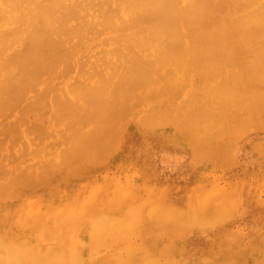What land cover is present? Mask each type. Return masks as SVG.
Masks as SVG:
<instances>
[{
    "label": "bare ground",
    "instance_id": "bare-ground-1",
    "mask_svg": "<svg viewBox=\"0 0 264 264\" xmlns=\"http://www.w3.org/2000/svg\"><path fill=\"white\" fill-rule=\"evenodd\" d=\"M214 1L0 0V264H164L163 261L168 264L169 260L172 261L171 259L175 258L174 256L177 254H172L173 250H171L172 252L169 251V243L173 242V240L171 239L170 242L168 236L165 238L169 240V243L168 245L165 243V245L166 247L168 246L167 250L170 252L167 254L169 256L172 254V256L166 257L169 259H166V261L160 257H158L159 259L156 258L158 259L157 261L150 254L137 252L141 249L137 243L138 240L135 243L139 248L137 246L136 248L133 247L135 250L131 247L132 245H114L112 250H106V247L113 244L121 235H123V238H129L130 231H133L132 228L136 224L134 222L139 221L140 208L131 207V199L127 195L125 196L121 189H118L117 193L123 202V209L121 214L113 213L115 215L110 214L111 212L103 204V200H98L99 191L97 192V197V194L95 195L93 192L82 197L74 195L75 197L70 201L68 200L60 205L58 203L61 202L62 198L58 202H52L46 196L47 202H42L39 198H33V196L26 197V192H28L26 189L31 186V189L34 188L42 180L46 181L44 183L41 182L42 184H49L48 178H54L58 169L61 173L60 168L63 165L65 168L67 167L66 170L64 167L62 168L66 174H68V171L69 173L73 172V170L76 172L78 168L79 171L87 169L93 160L100 165V161L97 160L98 157L95 158V149L98 154L102 153L101 150L105 147V142L111 135L114 141L108 140L110 142L107 143L105 149L110 147L109 143L113 144L111 148H114V143L118 142V140L120 141L118 134L125 131L123 126L122 131H119L121 127H116L118 130L113 132L115 129L114 124L121 117L123 118L128 111L141 104L151 106V109L147 107L150 110V114L146 108L145 110L149 115L147 113L143 114L147 116L146 123L147 121L150 122L149 126L151 123L153 125L155 122L160 121L159 124H162L161 122L165 120L168 121L175 118V124L172 122L174 119L169 122H172L173 125L177 123L179 127L178 134L180 136L182 133L184 134L185 138H187L186 140L183 139L184 142H189L193 152L198 154L194 153L197 158L202 157V159L205 156L203 152L210 149L206 150L205 148L207 147L205 146L210 144V141L214 140V138L216 139L215 136L223 137L225 132H230L234 127L236 131V126L234 125L241 123V120L244 119L243 117L247 119L248 114L251 113L250 115H252V113H255L257 109L252 107L251 101L254 96L259 95L262 98L264 96V67L262 68V64L260 65L262 60H258L262 53L253 52L258 54V56L255 55L257 60L253 61H251L252 59L243 61L239 55L245 51H247L246 53L249 52V48L245 45L246 42L254 38V35L264 40V0H221L223 3ZM225 36L226 38L228 36V38L224 39ZM232 39L233 41L235 40V43L232 41L233 44H230ZM183 43L189 45L185 46ZM257 43L261 44L260 42ZM262 44L264 47V43ZM256 49L258 48L256 47ZM253 53L251 52L250 54ZM259 58L261 59V57ZM182 63L183 66L181 67ZM160 70L164 71L165 74L161 75L159 73L161 72ZM195 76L198 78L196 77L195 79ZM165 94H169V96L163 100ZM177 96L179 99L176 98ZM226 112H228L227 115ZM32 116L37 119V122H35L37 125L35 123L31 124L33 123V121L30 122ZM127 116L125 115V118ZM123 119H120L122 123L125 122ZM122 123L119 125L121 126ZM159 124L157 123V125ZM162 126L164 125L162 124ZM239 128L243 131L242 126L239 125ZM219 134L222 135L220 136ZM231 134L234 136L235 133L232 131ZM236 134L234 137H238ZM227 135L225 138H227ZM55 137H58L57 141H55ZM51 138L55 139L52 140ZM48 139H51V142ZM226 140H228L229 144H234L228 138ZM223 141L222 143H224ZM49 142L53 143V146ZM54 143L58 148L61 145L60 151L57 147L55 148ZM102 143L103 145H101ZM229 144L225 142L224 146H222L223 149L219 145L210 144L213 147H211L212 151L208 150L209 154L214 151H216V154L211 153V157L217 155V153L219 154V150H214L217 147H220V152L228 151L227 153L233 154V151H230L233 146L230 147ZM48 146L49 148L52 147L50 151H55L51 153L48 149L45 150ZM99 146H102L100 150H98ZM111 148L108 149L110 153H106L107 151L105 152L104 150L103 153H106V155L102 153L101 156L107 158L113 155L114 151ZM201 148H204V150L202 151ZM227 148L230 149L228 150ZM236 150L239 151V149ZM91 151H93L94 155ZM47 152L54 154L55 158L60 156L59 158H62L63 161H59V163V158H57L58 164L55 158L50 157L47 162L46 160L49 159ZM201 152L202 154H199ZM42 153L43 155L47 154L45 155L46 157L43 156L45 163L42 162V160L44 161L43 157L40 159ZM89 153L94 158L93 160H90ZM30 154L40 156L39 160L42 163H38L40 161L37 160V157L34 158L37 162L32 161ZM219 155L218 157L222 156V159H218L223 160L224 158L225 162L220 160L218 165L220 166L221 162L225 165L227 162L226 155L222 153ZM28 156L31 159L29 164L34 166L27 164L24 160ZM205 157L207 158V156ZM213 158L215 159V157ZM231 158L229 159L230 162ZM194 159V164L198 163L199 160ZM51 160L52 162H50ZM87 161H89L88 164ZM218 161L215 159L214 162L218 163ZM82 162L85 165H83V170L81 167ZM234 162L239 164L235 160ZM39 164L42 165L39 166ZM76 164H79L78 168ZM27 165L32 166V169L35 166L40 168L38 172L45 173V176L37 173L36 176H39L40 181L38 179H36L38 182L33 180L30 175L31 171L28 170L30 167L28 166V168ZM228 166H231V164ZM68 167L72 170L68 169ZM46 172L50 174L52 172V175L50 176ZM78 172L77 174L74 173L75 175L71 174L75 177L79 175L80 172ZM60 173V178L65 180L66 176L63 173L60 175ZM46 175L48 178H42L46 177ZM34 183L36 184L34 185ZM141 183L143 184V181ZM37 186L36 188H39ZM242 186L243 184L240 189ZM146 187L143 189L146 190ZM161 189L163 188L161 187ZM184 190V194H186L188 189L187 192L186 188ZM143 195L146 194L143 193ZM152 195L154 197L155 193H152ZM48 196L51 198L54 194L52 193V196ZM56 196L59 197L57 194ZM163 196L155 197L157 199L165 198V195ZM57 197L52 199L56 201ZM236 197L238 198L239 196ZM139 198L141 199L140 196ZM215 198L219 201L222 200L217 196ZM134 199L137 200L136 196ZM160 199H158L159 202ZM204 200V205L200 203L202 206L207 204L206 201L209 198ZM239 200L241 201V199ZM173 202L176 205L179 204L176 201ZM182 203L180 205L184 204L186 207V203ZM241 203L239 204L241 205ZM223 205L225 206V204ZM238 208H236V211ZM163 209L160 211L164 212ZM196 209L195 207L194 211L191 212L193 213V215L190 214L192 217L188 215L190 213H188V209L187 211H178L177 215L180 218L176 213L168 209L169 212L171 211L170 216L165 220L167 222L172 221L174 217H170H172V214L176 215L179 219L176 218L177 220L173 221H178V224L173 223L172 225H178L177 228L180 229V227H184L183 225L187 224L184 223L185 219L183 217L184 224L180 225L182 213L187 212L186 218L190 216L193 220L195 218L196 221L200 219V222H198L200 224L197 226L203 227L206 222H210L207 219L210 217L208 216L209 213L206 215V211L209 210L205 208V211L201 210L200 213ZM226 209L220 210L226 211ZM203 212L204 214L206 212V214L204 215ZM209 212L211 213L210 215L215 212V216L212 215L214 218L210 217L214 221L217 218L222 221L229 218L224 216V214H222L223 216L219 214L217 217L216 210H210ZM199 214L201 216H198ZM202 215L203 218L207 217L203 219L201 218ZM231 215H233V212ZM221 216L223 219L220 218ZM232 217L230 216V218ZM190 219H188L189 225ZM201 219L206 221L201 222ZM152 220L154 222L156 218ZM185 221L187 222V220ZM196 221L192 226L197 224ZM222 221H219V223ZM154 223L157 224V221ZM141 225L143 228V224ZM208 225L213 226L215 223H208ZM192 226L191 228H193ZM198 227L195 226V229ZM178 229L177 231L180 232ZM170 230L168 229L167 232ZM181 230L184 231V228ZM191 230L188 234L193 233ZM216 230L218 232V229ZM221 230L219 229L220 232H218L220 236L217 234L218 239L219 237L222 238L220 233H224ZM167 232L165 231V234ZM128 233L129 235L126 236ZM194 233L196 234V232ZM194 233L191 237L199 236L198 233L197 236ZM254 234L257 233L254 232ZM151 236L154 237V234L150 235L149 239ZM201 236L199 237L202 238ZM258 236L260 237L261 235ZM223 238L220 239V242H222ZM256 238H258L257 235L254 245L252 238V247L256 245ZM227 239V237L224 239L222 246L225 243L227 246L231 242H237L236 240L233 241L231 237L230 241H227ZM145 240L147 241V239ZM146 241L145 243L143 242V245L146 244ZM132 242L124 243L131 244ZM154 242L152 244L156 245ZM262 244H264L263 241ZM184 245H179V249L181 246L182 249L180 250H183ZM173 246L176 245L173 244ZM144 247L142 248L146 252L151 245L150 247L148 246V249L147 247L144 249ZM166 247L162 248L166 250ZM153 248L155 247L153 246ZM190 248L192 247H189V251L191 250ZM233 248L235 247L233 246ZM236 248L242 249L237 246ZM173 249H176V247H173ZM179 249L178 251H180ZM186 249L188 248L186 247ZM254 249L256 247L251 248L253 252H255ZM218 250L216 251L218 252ZM244 250L241 251V255L237 256H244ZM159 251L162 252L163 250ZM185 252H188V250L179 252L177 255L179 259L181 257L180 254ZM198 252L202 254L204 251L199 250ZM236 252L235 254H237ZM243 252L244 254L242 255ZM231 253V256L237 257L234 252L231 251ZM223 254L220 253L222 257ZM262 254L264 253L262 252ZM158 255L162 254L158 253ZM184 255L187 256L186 253ZM225 255V257L228 256L227 254ZM204 256H201V259L207 258L209 260L208 257ZM164 257L163 259H165ZM182 257L181 259L184 262L188 258V256ZM195 257H197L196 254ZM219 258L221 259V256ZM179 259H176L177 263L174 264H183L182 261H180L181 263L178 262ZM225 259L227 261L230 260L228 257ZM235 260L233 259L232 261L235 262ZM174 261L175 259L170 263ZM188 261L190 260L188 259ZM227 261H224V264ZM234 262H231V264ZM214 264L216 263L214 262Z\"/></svg>",
    "mask_w": 264,
    "mask_h": 264
},
{
    "label": "rangeland",
    "instance_id": "rangeland-1",
    "mask_svg": "<svg viewBox=\"0 0 264 264\" xmlns=\"http://www.w3.org/2000/svg\"><path fill=\"white\" fill-rule=\"evenodd\" d=\"M215 1H216V3H217V1H218V3L221 2V0H215ZM221 3H223V1ZM224 28H226V27H224ZM253 37L254 38H252L250 41L246 42V45H245L246 47L249 48L248 49L249 52L246 53L247 51H245V52H243L244 54L241 53L239 56H241V59H243V61H250L251 59H252L251 61H253V60H257L255 55L258 56V54H255L253 52H256L259 54L262 53V55L260 54V56H259V57H261V59L258 57V60H262V63L260 62V65L262 64L261 67L263 68L264 67L263 66L264 65V62H263L264 61V59H263L264 58L263 57L264 56V47H263L262 43H264V42L261 43V41H264V40L261 39L260 37L257 38V35H254ZM227 38H228V36H227ZM227 38L225 36L224 39H227ZM230 41H231L230 44H233V42L235 43V40L233 41V39ZM251 41H253V42H251ZM184 42H187V41H184ZM190 42H192V41H190ZM257 42H260L262 45L261 44L259 45ZM254 43H256V44H254ZM183 45L187 46L189 44L183 43ZM200 45H202V44H200ZM199 47H201V46H199ZM253 47H254V49H252ZM256 47L258 49H256ZM250 51L253 54H250L251 53ZM261 51H263V52H261ZM251 55L254 57L252 58ZM244 58H246L247 60ZM181 62H183V61H181ZM182 66H183V63L181 64V67ZM257 70H258V68H257ZM159 73L161 75L165 74L164 71H161ZM196 77L197 76H195V79H196ZM168 96H169V94H165L163 96V98H164L163 100H165L166 97H168ZM178 96L180 97V95H178ZM178 96L176 97L177 99H179ZM238 103H237V105H238ZM242 103H243V101H242ZM251 103H252V107L257 109V111L255 113H252L253 116L250 115L251 113L248 114L247 119H246V117H243L244 119L241 120L243 123L239 122L237 125H234V126H236V131L234 130L235 129V127H234V129L232 128L230 130V132L229 131H227V133L225 132L223 134V137L221 136L222 134H219L222 138L215 136L216 137V139L214 138L215 141L212 140V141H210L211 143L209 142L210 144H213V145L216 144V145H219L220 147H222V146H224L225 142H227V144H229L228 140L225 141V139L228 138L232 142V144L234 143L233 145L229 144L230 147L233 146L234 148H236L238 146V148H236V149H239V151L234 149L233 147L231 148L232 150H230V151H233V154L231 152H230L231 154L227 153L228 152L227 149L229 150L230 148L226 149L227 152H225V151L220 152L221 151L220 147H217V149H214V150H219L218 151L219 154L222 153V154L226 155L225 157L227 158L226 159L227 162L225 163V165L222 164L223 162L220 163V166L218 165L220 160L222 159L221 158L222 156L218 157V155H219L218 153H217V155L212 156V157H215V159H217V161L219 160L218 163L214 162L215 161L214 158H213L214 159V161H213V159L211 157V153L216 154V151L211 152L209 154L208 150H211V147H213L210 144L205 146L207 148H205L203 146L206 150L208 148H210L207 151L203 152V155L207 156V158L203 155H201V156H203V159L201 156H200L201 158H197V156H196L197 153L193 152V150L191 149V146L189 145V142L188 143L186 141L184 142V140H186L187 138H185L184 134L180 131V129H179V131L182 134H181V136H180V134H178L177 131H178L179 127L177 126V123H176V125H173V123L175 124V122H176L175 118H172V119H174L172 121L173 123L169 122L172 119L168 120V121L165 120V121L161 122L164 125V126H162V124H159L160 121H158V122H155L156 124L153 122L154 123L153 125L151 123L150 124L151 127H150L148 125L150 122L147 121V123H146V117L147 116L143 115V114L144 113L146 114L147 111L150 114L149 109H151L150 108L151 106L149 107V105L141 104V105H138L137 107H135L134 109L128 111L127 114H129V113L130 114L128 116H127V114H125L127 116L126 118H125V115L123 116L124 119L122 117L120 118L121 120L123 119V121H125V122L127 121L126 123L125 122L122 123V121L119 119L117 121V123L114 124L115 129L112 128V129H114L113 132L118 130L117 129L118 127H121V128H119L120 129L119 131H122L123 126L125 127V129H124L125 131L120 132L118 134L119 138H118V136L115 135V137L120 139V141L118 140V142H117L115 140L116 142L114 143V148L113 147L111 148V146L113 144L111 145V143H109L110 147L108 149L111 148L112 151H114L113 155H110L107 158H105V156H101L102 153L104 152V150H105V152L107 151L106 153H110V151L108 149H105L108 142H110L112 140L114 141V139L111 138L113 136L110 134L111 136L109 135L110 137L107 138V142H105L106 143L105 147L101 150L102 153L99 151L100 153L98 154L97 153L98 151H96V149H95V151L93 150L94 153L96 154L95 158L98 157L97 160L100 161V163H99L100 165H98V162L97 163L94 162V160H93L94 158L91 157L92 155L89 153L90 157L89 156H87V157H89L90 160L92 159L94 164L96 163L97 166H96V164H95V166H93L94 164H92L93 162H91L90 163L91 165L89 164L90 166L87 167V169L85 168L83 170V167L85 165L82 162L81 167H82L83 171H79L78 165L80 163L78 165L76 164L78 169L76 172H74L75 170H73V172L75 174H77V172L79 171L80 173L78 172L79 173L78 176L76 175L75 177H73V175H75V174L73 172H71V173H73V175H72L71 173H69V171H68V174H71V175L66 174L64 169L66 170L67 167L65 168L64 165H63L64 169H62L63 167L61 165V167H62V168H60L61 173L59 172V169L56 167L58 169V172H57V175H55V176L53 175L54 178L49 177V175L50 176L52 175V172H51V174L46 172L49 174V175L47 174L49 178L47 177V175H46V177H42V178H48L50 181V182L48 181L49 184H47V185L42 184L41 182H43V183L46 182L43 180L39 184L34 183V185L36 184L35 187L33 186L35 189L32 188L34 190L31 189L32 186L29 189H26L28 191V192H26V197H32L33 196V198H39L42 202H47L46 196L49 198V199L48 198L47 199L52 201V202H58L59 199L62 198L61 202L58 203V204L62 205L63 203H66L68 200L70 201L75 196L76 197H78V196L82 197V196L90 194L91 192H93L96 195L97 192L99 191L98 193L100 195L98 196V194H97L96 197L98 196L97 197L98 200H101V201L103 200V204L107 208H109L108 211L111 212L110 214H113V213L121 214L122 209H123V206H122L123 202L117 193L118 189H121L123 194L125 196L127 195L129 197V199H131L130 200L131 201V203H130L131 207L140 208L141 212L139 213V221L134 222L136 224L132 228L133 231L129 230L131 232L130 235H129V233L126 235V236L129 235V238H131V239H129L128 237L123 238V235H121L119 237L120 239L119 238L116 239L113 244H111L109 247H106L107 248L106 250H110V249L112 250L114 245H130V246L132 245L131 246L132 248L133 247L136 248L137 244L135 243V241L138 240L137 243H138V245H140L139 247L141 249H139L138 251L136 249V251L139 253L150 254L155 259L160 257L162 260L166 261V259L171 257L173 253L178 255L179 252H184V250L185 251L188 250V252H185L188 256L187 259L185 258L186 259L185 262L181 259V257L185 253L180 254L181 260L179 259V257L177 255L174 254L175 258L174 257L173 258L175 259L176 262L174 261L173 263H170L174 260V259L170 258L172 260V261H170L168 259L170 264L177 263L178 259H179L178 262L181 263L180 261H182L183 264L184 263L187 264L188 262H189L188 264H191V263H193V264L194 263L195 264H201V263H203V264H214V262L216 264H224V261H227L225 259L227 257H228V259L230 258V260H229L230 263H229V261H227L225 264H227V263L231 264V262H234V261H232L233 259H236L234 262L235 264H236V262H238L237 264H239V263L240 264L241 263L242 264H262L263 263L264 264V254H262V252L264 253V244H262V241L264 242V238H263L264 237V145L261 146L262 144H264V108H263L264 107V96H263V98H262V96H259V95L254 96ZM147 107H149V109ZM145 108L147 109V111L145 110ZM139 110H143L144 112L139 111ZM227 114H228V112H226V115ZM139 115H141V116H139ZM142 116H144L143 118H145L144 119L145 121L143 120ZM139 117H140V119L141 118L142 119L140 120ZM30 119H31L30 122L33 121V123H31V124H34L35 122H37V119L34 116H32ZM120 123H122L123 125L121 124V126H120L119 125ZM157 123L159 125H157ZM166 124H168V125H166ZM155 125L158 127L155 128L156 127ZM239 125L242 126L243 131L240 130ZM245 128H246V130L244 131ZM232 131L235 134L237 133L236 136L238 135V137H234L235 134L233 136V134H231ZM118 132H116V133H118ZM225 134L226 135L229 134V135H227V138H225L226 137ZM224 135H225V137H224ZM182 136H184V137H182ZM55 138H51V139L52 140L55 139V141H57L58 137H55ZM51 139H48V141L51 142ZM231 139H234V140H231ZM59 140H61V139H59ZM108 140H110V141H108ZM220 140H222L224 143H222V141H220ZM219 141H220V143H219ZM55 143H54V146H55ZM50 145L53 146V143L52 144L50 143ZM57 145H58V143H57ZM101 145H103V143ZM56 147L58 148V146H55V148ZM261 147H262V149H261ZM60 148H61V145L59 146L58 150ZM100 148H102V146H99L98 150H100ZM204 148H201L202 151L204 150ZM47 149L50 151V149H52V147L49 148V146H48L45 148V150H47ZM222 149H223V147H222ZM224 149H225V147H224ZM54 151H50V152L53 153ZM93 151H91V153L94 155ZM237 151H238V153H236ZM106 153L105 154L103 153V154L106 155ZM194 153H196V154H194ZM47 154L49 156V159L46 158L47 162H48V160H50V157L55 158L54 154H50L48 152H47ZM47 154H45V155H47ZM111 154H112V152H111ZM199 154H202V152ZM33 155L34 154H32V155L30 154L29 156H31L30 158L33 159L32 161L37 162L34 158L37 157V160H39L40 156L34 155L35 156L34 157ZM45 155H43V153H42L40 159H42V157ZM52 155H54V156H52ZM107 155H109V154H107ZM193 155H194V157H193ZM224 155H223V157H224ZM233 155H234L235 159H234ZM29 156H28V158L24 159L27 162V164H29V162L31 163V159H29ZM59 157L55 158L56 162L58 160L57 158H59ZM194 158H196V160L200 161V162L198 161L199 164L198 163L194 164V162H195ZM218 158H221V159H218ZM230 158H231V162L233 161L232 163L229 160ZM26 159H28V160H26ZM43 159H44V157H43ZM232 159H234L239 164H235L234 160H232ZM87 160H89V159H87ZM228 160H229L231 166H228V165H230ZM238 160H239V162H238ZM59 161H63L62 158H59L58 162ZM89 161H87V164ZM221 161H224V158ZM35 162H33V163H35ZM42 162L45 163V159H44V161L42 160ZM42 162L40 161L38 163H42ZM50 162H52V160ZM84 163H85V161H84ZM29 165L34 166L33 164H29ZM29 165H27V167ZM41 165L39 164V166H41ZM32 166L31 167L29 166L30 168L28 167L29 168L28 170L31 171L30 175L32 176L33 180H36V179L39 180V176L38 177L36 176L37 173H40V175L45 176V173L38 172L40 170V168L36 167V166H38V164H36V166L33 169H32ZM69 167H71V166H69ZM69 167H68V169H71ZM222 167H223V169H222ZM73 169H75V168H73ZM51 171H53V170L51 169ZM54 171H56V170H54ZM59 173H60V175L63 173V175L66 176L67 181H65L66 179L65 180L63 178L61 179L59 176ZM38 180H36V181L38 182ZM141 181H143V184L141 183ZM55 182L59 183V184H56ZM110 183H112V184H110ZM242 184H243V186L240 189V186ZM146 185H147V187H146ZM36 186L39 188H36ZM145 187L147 188L146 190H144ZM161 187L163 189H161ZM184 188H186V192H187V189H188V192L190 190L191 191L189 193L187 192L186 194H184L185 193ZM46 189L49 193L46 191ZM168 189H169V191H168ZM171 189H172V191H171ZM44 190H45V192H44ZM240 190H241V192H240ZM50 191L54 194V196L51 198L48 196V195L52 196V193ZM215 191H216V193H215ZM220 191H222V192L220 193ZM237 191H239V193H237ZM45 193H47V194L44 196ZM70 193H72L71 194L72 196L70 195ZM108 193H110V194L108 195ZM143 193L146 195H143ZM152 193L153 194L155 193V196L165 195V198H161L164 200H161L160 198H158V199H160V202H159L157 197H155V196H154L155 198L153 197ZM169 193H172V194L174 193V194L169 195ZM56 194L59 197H57ZM102 194L104 195V198H103ZM116 194H117V197H116ZM239 194H241V195H239ZM65 195H66V198H65ZM133 195H134V197L136 196L137 200L134 199ZM149 195H151V196H149ZM105 196H106V198H105ZM139 196L141 197V199L139 198ZM216 196L218 198H220V200L221 199L222 200L219 201L217 198H215ZM236 196H239V197L237 198ZM54 197L55 198L57 197L56 201L53 200ZM173 197H174V199H173ZM201 198H203V199L201 200ZM207 198H209V200H207ZM118 199L121 201H119ZM151 199H152V201H151ZM172 199H173V201H176L177 203H179L178 205L180 208L178 207V205H176V203L171 201ZM192 199L195 201H193ZM204 199L207 200L206 201L207 204H205L206 207L202 206L200 204V203L203 204ZM239 199H241V201ZM181 200H183V201H181ZM196 200H198L199 202ZM109 201H110V203H109ZM208 201H210V202H208ZM239 201L242 202L241 205L239 204L240 203ZM104 202H106V203H104ZM161 202L163 203V205ZM182 202L186 203L185 204L186 207L184 206V204ZM165 203H167V204L164 205ZM180 203H182L183 205H180ZM155 204H157V205H155ZM172 204H173V206H172ZM198 204L201 206L199 207ZM223 204H225V206ZM221 205L225 208H223ZM162 206H164V207H162ZM194 206L197 208L196 209L197 212L198 211L200 212L201 210L205 211V208H206L209 211L210 210H212V211L216 210V213H217L216 216L219 214H221V215L224 214V216H228L229 218L226 220L224 219V221H222V220H219V218H217L218 217L217 216L216 217L217 220H215L216 221L215 222L214 220H212V218H214V217H212V215H214L215 212L214 213L212 212L213 214L210 215L211 213L209 211H206L207 214H206V212H205V214L208 215V213H209L208 216L212 217V218H210V217L207 218L210 220V222H208V223L209 224L215 223V225L211 226V225H208V223L206 222L207 226L205 223V225L203 224L205 227L204 226L203 227L201 226L202 228L200 226L198 227L197 225L200 224V223H198V222H200V219H199V221H196L195 218H194V220H193V218H191L192 217L191 215H193V213H191V212H193L195 209ZM112 207H114V208H112ZM214 207H217V208L214 209ZM237 207H239V208L236 211ZM172 208H174L175 210L174 209L172 210ZM199 208H201V209H199ZM226 208H228V209H226ZM115 209L116 210L121 209V210L116 211ZM161 209H163L164 212H161L160 211ZM168 209L172 210L174 213H176V215L178 214V211H180V210H182V211L186 210L187 211V209H188L189 210L188 213L190 212L189 214L187 212L182 213V211H181V213H182L181 223L179 222L180 225L184 224V223L185 224L187 223V224L183 225L184 227L179 226L180 229H178L177 228L178 225H176V224H178V221L177 222L173 221L177 218L178 215L176 216L174 214H172V217H170V218L174 217V219L172 221L167 222V220H165V219L168 216H170L169 214L171 212V211L169 212ZM220 209H226V211L224 210L225 211L224 212V211H221ZM153 210H155V211L153 212ZM158 211H160V212H158ZM228 212H229V214H228ZM232 212H233V215H231ZM236 213L238 216L235 215ZM115 214H113V215H115ZM183 214H184V216H183ZM186 214H188V215L191 214L190 215L191 217L189 216V218L188 217L186 218V216H185ZM203 214H204V212H203ZM225 214H228V215H225ZM229 215L231 217L232 216L233 217L230 218ZM198 216H201V215L199 214ZM222 216L220 218H222ZM183 217L185 220H187V222L183 219ZM205 217H207V216H205ZM154 218H156V220H154V222L157 221V224L153 222L152 219H154ZM179 218H177V219H179ZM201 218H203V215ZM188 219L191 220L189 222L190 225L188 224ZM203 219H201L202 220L201 222L206 221V220L203 221ZM183 220H184V223H183ZM218 220L222 221V222L219 223ZM195 221L197 222V224H195V226L198 227L197 229H195L194 225L192 226V224ZM140 223L143 224V228H142V225ZM145 223L146 224L148 223V224L146 225ZM149 223H150V225L153 223L151 225L152 228L150 227ZM173 223H176L175 224L176 226L172 225ZM144 224H145V230H144ZM191 226L193 228H191ZM188 227L193 230V231L191 230V232H193V233L196 232V234L194 233L195 236H197L199 234V236L202 235L201 236L202 238H200L199 236H197V237L192 236L191 237V235H193V233L188 234V233H190V229ZM159 228H160V230H159ZM176 228L178 230H180L181 233L179 231H177ZM183 228H184L185 232L187 229L189 231L187 230V232L185 234V232L183 230H181ZM168 229L169 230L171 229V230L167 232ZM216 229H218V232H220L219 229L220 230L222 229L221 230L222 232L224 231V233H220L222 238L224 237L223 240H221L222 242H220V239H222V238L219 237V239H218V237H217V234L219 235V233L216 232L217 231ZM241 229H243V230H241ZM165 231L167 232V234H165ZM171 231H173L174 233ZM138 232H141V233H138ZM254 232L257 234H254ZM136 233H138V234L136 235ZM168 233H169V235H168ZM171 233H173V234H171ZM242 233H243V235H242ZM153 234H154L155 238L153 236H151V238H150L151 240H150L149 236L153 235ZM175 234H178V235H175ZM222 234H224V235H222ZM134 235H136V236H134ZM142 235H144V236H142ZM164 235H166V236H164ZM171 235H172V237H171ZM215 235H216V237H215ZM256 235L258 238H256L255 244L259 247H257L256 245L254 247H252L254 245ZM258 235H261V236L259 237ZM139 236H142L144 238V240L142 237H139ZM167 236L169 237L168 239L170 240V242L172 239L173 242H171V243H173L176 246H173V244L171 245V243H169V240L166 239ZM228 236H230L231 239H232V236L234 238L236 237L237 239L233 238L232 240L233 241L236 240L237 242L236 243L235 242H231V243L228 242L230 244L227 243L228 244L227 246L225 243V244H223V246H225V247H223L222 243L224 242V239L226 237L228 238L227 241H230V237H228ZM252 238H253V245H251L252 244L251 243ZM261 238H262V240H261ZM127 239H129V240H127ZM145 239H147V241ZM130 240L133 241L132 243H134V244H132V243L126 244L128 242L130 243L131 242ZM154 240H155V242H154ZM156 240L158 241V243H156L157 242ZM161 240H162V242H160ZM123 241L126 243H124ZM145 241H146L145 245H146L147 249L151 245V247L149 248L151 250L148 249L146 252H144V250L142 248L145 246V245H143L145 243ZM257 241L259 244L257 243ZM152 242H154L156 245L157 244L158 245L156 246V245L152 244ZM159 243H160V245H159ZM165 243H167V245H168V243L171 245V246L169 245V251L172 252L171 250H173L171 256L168 255L170 252L167 250L168 246L166 247ZM238 243H240V244L237 245ZM181 244H183V245L185 244L184 245L185 249L183 247V250H180V249H182L181 246L179 249V245H181ZM153 246L155 248H153ZM164 246L166 247V250L164 248H162ZM172 246L176 247V249H173ZM233 246L235 248H233ZM236 246L240 247L242 249L239 250V248H236ZM146 247H144V249ZM186 247L188 249H186ZM189 247H192V248H190L191 249L190 251H189ZM249 247H251L252 249L256 247L257 252H256V249H254L255 252H253V250H251V248H249ZM218 248H221V249L218 250ZM258 248H260V249H258ZM153 249H155L156 251L155 250L153 251ZM161 249L163 250L162 252L159 251ZM178 249L180 251H178ZM213 249L215 250V254L218 255L217 259H216V255L214 254ZM231 249H234V250H231ZM197 250L198 251L200 250L202 252L204 251L203 252L204 254L202 253L203 254L202 255ZM216 250H218L219 254H217L218 252ZM242 250H244V252H245V254H244V252L242 253V255L244 254V256L238 257L237 255H239V254L241 255ZM231 251L234 252V255H236L237 257H234L233 255L231 256V254H232ZM235 251H237L236 252L237 254H235ZM250 251H252V252H250ZM164 252H165L166 256H165V254L163 255ZM158 253H161L162 255H158ZM209 253H210V255H208ZM220 253H222V254L225 253L227 255H228V253H230L229 255L232 258L229 255L227 257H225L226 256L225 254H223V257H222V255H220ZM192 254H194V255H192ZM195 254L197 255V257H195ZM205 254H206V256H204ZM184 256L187 257L186 255H184ZM184 256L182 258H184ZM201 256L202 257L203 256L208 257L209 260H207V258H203L206 260L205 261V260L201 259ZM219 256H221V259L219 258ZM163 257L165 259H163ZM166 257H168V258H166ZM192 258H193V260H192ZM196 258H198V259H196ZM246 258H247V260H246ZM259 258H260V261H259ZM158 259H156V260L158 261ZM188 259L190 261H188ZM222 259H223V261H222ZM162 260H160V262H162ZM240 261H243V262H240ZM163 263L165 264L166 262L163 261Z\"/></svg>",
    "mask_w": 264,
    "mask_h": 264
}]
</instances>
